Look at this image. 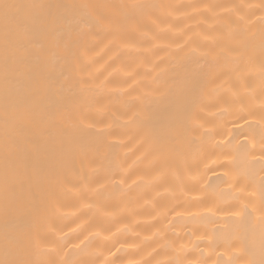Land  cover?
Here are the masks:
<instances>
[{"label":"bare ground","instance_id":"bare-ground-1","mask_svg":"<svg viewBox=\"0 0 264 264\" xmlns=\"http://www.w3.org/2000/svg\"><path fill=\"white\" fill-rule=\"evenodd\" d=\"M0 264H264V0H0Z\"/></svg>","mask_w":264,"mask_h":264},{"label":"snow or ice","instance_id":"snow-or-ice-1","mask_svg":"<svg viewBox=\"0 0 264 264\" xmlns=\"http://www.w3.org/2000/svg\"><path fill=\"white\" fill-rule=\"evenodd\" d=\"M9 7L8 5H5V8Z\"/></svg>","mask_w":264,"mask_h":264}]
</instances>
